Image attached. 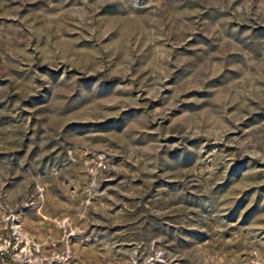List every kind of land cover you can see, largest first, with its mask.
Instances as JSON below:
<instances>
[{
	"label": "rangeland",
	"instance_id": "rangeland-1",
	"mask_svg": "<svg viewBox=\"0 0 264 264\" xmlns=\"http://www.w3.org/2000/svg\"><path fill=\"white\" fill-rule=\"evenodd\" d=\"M0 264H264V0H0Z\"/></svg>",
	"mask_w": 264,
	"mask_h": 264
}]
</instances>
